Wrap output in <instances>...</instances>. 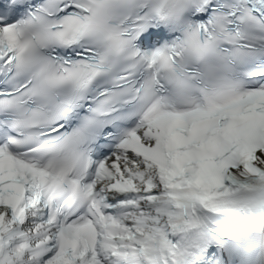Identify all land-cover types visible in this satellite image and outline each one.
Returning <instances> with one entry per match:
<instances>
[{"label": "snow or ice", "instance_id": "6c2138e0", "mask_svg": "<svg viewBox=\"0 0 264 264\" xmlns=\"http://www.w3.org/2000/svg\"><path fill=\"white\" fill-rule=\"evenodd\" d=\"M0 264H264V0H0Z\"/></svg>", "mask_w": 264, "mask_h": 264}]
</instances>
